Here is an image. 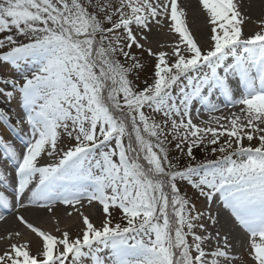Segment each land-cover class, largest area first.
Returning <instances> with one entry per match:
<instances>
[{
    "label": "snow or ice",
    "instance_id": "obj_1",
    "mask_svg": "<svg viewBox=\"0 0 264 264\" xmlns=\"http://www.w3.org/2000/svg\"><path fill=\"white\" fill-rule=\"evenodd\" d=\"M199 3L210 25L207 48L178 0H0V33L28 40L0 38V49L8 46L0 63L34 69L23 83L4 81L11 90L0 92L9 102L18 94L24 109L15 125L0 109V122L23 145L19 152L0 136L3 165L13 170L0 166V206L52 212L60 203L81 223L77 234L57 228V235L18 215L37 238L35 251L21 232L9 233L15 242L0 252V264H234V242L216 227L219 215L209 209L205 219L181 194L184 182L208 202L219 194L245 233L244 254L264 264V30L244 37L235 0ZM154 26L178 34L169 51L146 47ZM146 70L151 82L138 88L134 77ZM194 105L197 115L240 106L242 116L211 117L201 127L191 116ZM22 123L28 133L19 131ZM63 134L74 140L66 148ZM169 136L189 161L201 146L220 155L180 167L166 147ZM44 157L51 162L41 163ZM85 199L102 206L99 225L76 208ZM111 208L125 224L113 222ZM213 240L214 250L206 251Z\"/></svg>",
    "mask_w": 264,
    "mask_h": 264
},
{
    "label": "bare ground",
    "instance_id": "obj_2",
    "mask_svg": "<svg viewBox=\"0 0 264 264\" xmlns=\"http://www.w3.org/2000/svg\"><path fill=\"white\" fill-rule=\"evenodd\" d=\"M235 2L238 5V10L241 12V19L243 20L242 24V30L244 37H248L250 35H253L257 31L264 30V24H261V21H264V0H235ZM178 5L180 7H183L185 10V20L187 23V26L191 33L193 34L194 38L197 40L199 45L202 48H207V46L210 44L209 36H210V25L207 22V17L202 9V6L199 3V0H178ZM166 23V22H165ZM166 27V26H165ZM164 27H161L163 29ZM168 32L173 34L174 38L170 42L169 47H164L163 51H169L170 46L175 45L179 39L178 34L171 32L168 27ZM160 28H156L154 26L152 34L149 36V42L146 44V47H151L154 51V49H158V41L160 38L158 35L159 32H162ZM159 51V50H157ZM12 67V66H11ZM13 68V67H12ZM13 69H19V68H13ZM16 73L14 70L10 71L9 74ZM231 86L234 88V84H236V78H231ZM10 89V88H9ZM4 91V90H3ZM2 91V92H3ZM0 109H3L4 111L8 112L10 114L11 112V106L14 107L17 106L19 99L18 94L17 98H13L11 102H9V99L4 96L3 94H0ZM196 106L194 105L191 116L193 119V122L196 124H205V121H210L211 117H216L219 119L220 117H231L232 113H236L237 115L242 114L239 112L240 106H234V107H228V106H222L219 111L209 113L205 111L203 108L200 109L199 117L194 118L195 115H197L196 112ZM227 112V113H226ZM11 115V114H10ZM14 119H12L13 121ZM220 123L228 126L229 121L226 119H221ZM211 124H213L214 127L217 126L215 120H211ZM208 125V124H207ZM209 126V125H208ZM26 131L25 133H28ZM14 135L13 132L9 130V127L7 124L0 122V136H3V138L7 141H11L13 145L17 148L19 152L23 151V145L21 141L18 139L13 140L12 136ZM70 138L67 137L66 134H63V138L60 141V144L62 147L66 148L68 147V143L71 142ZM245 142H248L245 140ZM2 153V152H0ZM52 158L44 157L41 159V163H48L51 162ZM0 166H4L6 173L13 172L11 168H8L6 165H3V162L0 159ZM0 190H3L2 187H0ZM7 194L11 196L12 194V188H9L7 191ZM30 195V193H29ZM204 201L198 206L199 211H202L205 214V219H207V213L208 210L211 209L213 215H219V223L217 224V228L221 229L223 232H228L230 234V239L234 242V248L232 250V255H235L238 257V259L234 262V264H241V261H247L244 258H240L241 255L243 257L244 255V249L241 247V241H243V237H240L237 232H235V228H232L230 226V221L227 219L225 215V211L230 212L231 210L224 207V212L214 209V199L211 202ZM25 204L27 205V201H25ZM76 208L79 209L80 212L87 211L90 215L89 218L99 225L100 221L104 217V213L102 212V206L98 202H94L92 205H89L87 203V200L82 201L81 205H76ZM70 211L72 213V216H65L64 213ZM18 215H22L27 219L29 222H31L34 226H37L45 231H50L55 234H59L56 231H53L54 228H56L58 225L51 224L50 221L58 220L61 230L67 229L69 230L73 235L77 234L80 231L81 223L79 220L76 219V211L72 207L65 206L63 204H56L53 206V211L49 212L46 209H39L35 206L27 205L24 208H11L7 209L2 206V212L0 213V217H3L0 219V252H3L6 250L10 243L15 242V238L12 240H9L8 234L9 233H15L20 229V232L23 234V237L20 239H30L33 241V250L35 251V243H36V236L30 232L25 226H23L17 219ZM216 229L215 228H209V233L214 235ZM215 243L212 241L211 244H209L206 248V251L214 250ZM107 252H103L104 255H106ZM248 263V261H247ZM221 264H227L226 261L221 258Z\"/></svg>",
    "mask_w": 264,
    "mask_h": 264
},
{
    "label": "rangeland",
    "instance_id": "obj_3",
    "mask_svg": "<svg viewBox=\"0 0 264 264\" xmlns=\"http://www.w3.org/2000/svg\"><path fill=\"white\" fill-rule=\"evenodd\" d=\"M94 2H96V0H94ZM166 23H167V21H166ZM161 30H162V32H159L160 35H158L160 39L158 41H156V42H158L157 43L158 44V46H157L158 49H156V50L154 49V51H157V50L161 51V50H163L164 47H169L170 42L172 40L170 38H174L173 34L168 32V29L165 26ZM8 34H13L16 37V39L18 40V42L27 41V38L16 36L14 31L12 33H8V32L0 33V38H3L4 36H6ZM161 45H163V47H161ZM7 50H8V46H6L3 49H0V53H3L5 51H7ZM133 51L137 54V56H141L142 55V62L143 63H145L146 65H150L151 58L148 57L146 52L141 54L140 50L135 49V48L133 49ZM12 70H14L16 73L11 75V74H9V72L12 71ZM32 71H34V69L30 65L21 66L19 69H13L10 65L0 63V92H2L3 90H11L10 85L5 84L4 81H6V80H16L19 83H23V76H25V75H29L30 76L32 74ZM134 79H135L136 86H138V88H143L145 86V81L151 82V71H148V70L143 71V72L139 73L138 76L134 77ZM0 103H2V102H0ZM148 114L151 115V113H148ZM198 117H199V115H195L194 118L196 119ZM156 119L157 120L160 119L159 115L156 116ZM197 125H199L201 127L208 126L207 124H204V125L203 124H197ZM211 126H213V124H211ZM221 139L223 140L225 138L222 137ZM168 140H169V143L166 145V147H168L169 150H170L171 158H173L174 162L178 161L179 166L180 165H187L188 163H193V162H198V161L215 160L217 158V156L220 155V153H218V152L216 154H213L211 152V147H213L212 145H208L207 148L201 146L199 148H194L193 151L195 153L196 159L192 160V161H189L186 156H181L180 153L175 149L176 141L172 140L171 136L168 137ZM73 143H74V140L69 142L68 145L70 146ZM244 143L247 144L248 142L244 141ZM257 143H258L257 140H253V142H252L253 146H256ZM184 183L179 184V187H180V190H181V194L186 195V197L192 203H194L196 205V208L198 209V206L204 201L203 200L204 197L199 194V191L197 189L192 188L186 182H184ZM69 212L70 211L65 212L64 215L65 216L66 215L67 216H72V215H68ZM110 212L112 214V219H113L114 223H116V222H119L121 224H125L126 223V221L122 219L121 211L118 208H111ZM82 213L84 215H87V216L90 215L87 211L86 212L83 211ZM76 219L80 221V217L79 216H76ZM50 222H51V224L60 226L58 220H54V221H50ZM58 226L56 228H54L53 231H56L57 228H60ZM18 231L20 232V229H18ZM235 232H237V234L240 237H243L242 234L240 232H238L237 230H235ZM213 242L215 243L214 240H213ZM240 258H244L245 260H247L248 261L247 264H252L251 259L249 257H247L246 254H244L243 257L241 255ZM209 259H210V257H209Z\"/></svg>",
    "mask_w": 264,
    "mask_h": 264
}]
</instances>
